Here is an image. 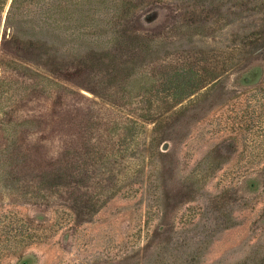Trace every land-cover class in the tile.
<instances>
[{"label": "rangeland", "instance_id": "obj_1", "mask_svg": "<svg viewBox=\"0 0 264 264\" xmlns=\"http://www.w3.org/2000/svg\"><path fill=\"white\" fill-rule=\"evenodd\" d=\"M0 264H264V0H0Z\"/></svg>", "mask_w": 264, "mask_h": 264}]
</instances>
